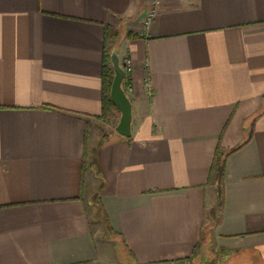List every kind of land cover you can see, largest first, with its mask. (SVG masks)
<instances>
[{"label":"crops","instance_id":"0c3cea01","mask_svg":"<svg viewBox=\"0 0 264 264\" xmlns=\"http://www.w3.org/2000/svg\"><path fill=\"white\" fill-rule=\"evenodd\" d=\"M151 4L0 0V264H264V0Z\"/></svg>","mask_w":264,"mask_h":264},{"label":"water","instance_id":"95a60500","mask_svg":"<svg viewBox=\"0 0 264 264\" xmlns=\"http://www.w3.org/2000/svg\"><path fill=\"white\" fill-rule=\"evenodd\" d=\"M110 59L114 70V76L110 88V98L120 112V117L115 128L120 134L124 136H130L132 122V102L122 85V81L125 76V67L122 63V57L116 48L111 49Z\"/></svg>","mask_w":264,"mask_h":264},{"label":"trees","instance_id":"16d2710c","mask_svg":"<svg viewBox=\"0 0 264 264\" xmlns=\"http://www.w3.org/2000/svg\"><path fill=\"white\" fill-rule=\"evenodd\" d=\"M129 34H131V33L129 32ZM117 38H118V31H116L112 27L106 25V31H105L106 44H105V51H104V58H103V73H102V114H101V116L104 118L108 115L109 111H112V110L118 111V109L113 104V102L110 98V88H111L112 79L114 76V70L112 67L111 59H110L111 49H109L110 46H112V45H110V43L108 44L109 40L112 42V41H115ZM114 47H116V46H114ZM126 80H127V75L124 76L123 81H122V85H123L124 89H125ZM219 148H218V150H219ZM235 149L236 148L231 149L230 151H228V153L232 152ZM218 165H219L218 164V156H217V151H216V158H215L214 163L211 167L210 173H213L215 170L217 171L219 169ZM85 169H86V165H85V161H84V170Z\"/></svg>","mask_w":264,"mask_h":264},{"label":"built area","instance_id":"2783aa9c","mask_svg":"<svg viewBox=\"0 0 264 264\" xmlns=\"http://www.w3.org/2000/svg\"><path fill=\"white\" fill-rule=\"evenodd\" d=\"M151 10L148 14L146 22H149L154 16H155V11L156 7L158 6L160 0H151ZM122 63L125 67V75H127V80L125 84V90L127 93L131 92L133 90V84H132V62L129 57L125 56L122 58Z\"/></svg>","mask_w":264,"mask_h":264},{"label":"rangeland","instance_id":"374dc122","mask_svg":"<svg viewBox=\"0 0 264 264\" xmlns=\"http://www.w3.org/2000/svg\"><path fill=\"white\" fill-rule=\"evenodd\" d=\"M125 33V30L124 29H119L118 30V38L115 40V41H112V42H110V45H112V46H110V48L109 49H112L114 46H116V47H114V48H116L118 51H119V42L121 41V38H122V36H123V34ZM115 44V45H114ZM114 45V46H113ZM113 111V110H112ZM112 111H109V113H108V115L106 116V118H109L110 117V114H111V112ZM119 114H120V112H119ZM203 258L200 260V257L199 256H197V257H194V258H192L191 259V263L190 264H202V263H204V261L203 260H205L204 258H205V256H202ZM208 262V261H207Z\"/></svg>","mask_w":264,"mask_h":264}]
</instances>
